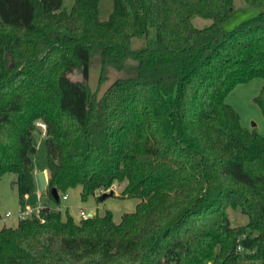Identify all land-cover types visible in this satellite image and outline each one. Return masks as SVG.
I'll return each mask as SVG.
<instances>
[{"label": "trees", "instance_id": "obj_1", "mask_svg": "<svg viewBox=\"0 0 264 264\" xmlns=\"http://www.w3.org/2000/svg\"><path fill=\"white\" fill-rule=\"evenodd\" d=\"M233 1L112 0L101 20L99 0L69 10L62 0H0V175L15 174L23 202L42 122L57 203L76 184L82 199L101 200L122 181L119 196L138 198L118 221L109 209L75 220L42 205L2 224L0 264H264V137L225 102L235 86L264 78V15L225 31ZM193 16L212 22L196 27ZM152 28L154 40L132 50ZM92 49L102 72L132 55L136 73L97 98ZM254 102L264 117V85ZM228 207L248 221L232 224Z\"/></svg>", "mask_w": 264, "mask_h": 264}, {"label": "rangeland", "instance_id": "obj_2", "mask_svg": "<svg viewBox=\"0 0 264 264\" xmlns=\"http://www.w3.org/2000/svg\"><path fill=\"white\" fill-rule=\"evenodd\" d=\"M74 0H62V8L69 10ZM112 0H99V18L105 20L108 18L112 10ZM259 14L264 15V8L250 6L245 0H234L233 8L228 19L222 24L225 31H232L237 25L243 21L255 17ZM192 22L196 27H206L211 24L210 19L193 16ZM155 38V30L152 28L145 38H132L131 49L138 51L147 45V42H152ZM139 60L132 55H127L122 60V67L116 65L105 66L102 72L100 50L92 49L89 54V70L88 84L92 91L96 92L97 98H100L105 90L117 79L126 78L134 75L137 71ZM102 75V76H101ZM100 76L101 80L100 81ZM70 77L75 80H81V74L74 71ZM264 85V78L255 77L246 83L235 86L225 97V102L230 104L239 114L240 122L243 127L249 130H255L264 137V117L258 105L254 102V98L260 92ZM174 94L167 96L169 102H173ZM43 130L36 127L32 133V142L36 147V152L33 159L36 168L43 170L46 167V149L43 143ZM16 180L13 172H4L0 175V214L6 211H11L12 215L0 221V225L7 226L15 225L18 218L14 213L26 204L29 206L47 205L51 207H62L68 205L69 212L73 216L78 215L79 206H82L89 213L103 214L106 209L111 210L115 220H119L120 215L125 211H131L138 201L136 197H122L114 194H109L102 200L96 199L95 195H89L85 199L81 198V186L76 184L64 190L68 194L66 200L60 199L59 203L51 197L48 187L40 189L34 187L30 192L26 193L23 202L20 201L17 184L11 182ZM125 181L113 184V190L121 193ZM228 215L232 224H245L248 221V216L242 213L238 208L228 207ZM89 213V214H90ZM62 216H66L64 208L61 210ZM239 264H261L259 260L244 261L239 260Z\"/></svg>", "mask_w": 264, "mask_h": 264}, {"label": "built area", "instance_id": "obj_3", "mask_svg": "<svg viewBox=\"0 0 264 264\" xmlns=\"http://www.w3.org/2000/svg\"><path fill=\"white\" fill-rule=\"evenodd\" d=\"M36 125H37L39 128H41V130L45 131L46 126H45L44 123H42V122H37ZM110 188L113 189V188H114L113 185H112ZM59 196H60V199H65L67 195H66V192H61ZM41 208H42V205L29 206L28 204H26V205L20 207V208L14 213V215H15L18 219H19V218H24V217H27V216L32 215L33 213H37V214H38V213L40 212ZM56 209L59 210V209H60V206H58ZM11 215H12V212L9 211V210L6 211L4 214H0V221H3L6 217H9V216H11ZM79 215H80L81 217H84V218L87 217V216H89V214H88L86 211H84L83 209H81V210L79 211ZM237 248H238V249H241V246L238 245Z\"/></svg>", "mask_w": 264, "mask_h": 264}, {"label": "crops", "instance_id": "obj_4", "mask_svg": "<svg viewBox=\"0 0 264 264\" xmlns=\"http://www.w3.org/2000/svg\"><path fill=\"white\" fill-rule=\"evenodd\" d=\"M40 170V169H39ZM38 169H37V171H39ZM36 171V172H37ZM43 171L45 172V175H46V177H48V172H47V169H46V167H45V169H43ZM37 186V188L38 187H40L39 186V183H38V180H37V178H36V181H35V187ZM47 187V185L43 188V189H45ZM41 189V188H40ZM120 190H122V189H120ZM111 191V194H114V195H120V192H118L117 190L115 191V190H113V189H111L110 190ZM66 198L65 199H62V200H66L67 198H68V194L66 193ZM107 197V196H106ZM102 199H104V198H102ZM101 199V200H102ZM137 203V202H136ZM135 203V204H136ZM22 207V206H21ZM50 209H56L57 207H51V206H48ZM62 208H64L65 209V211H66V213H69L70 215H72L70 212H69V207H68V205H63L62 207H60V209H59V211H61L62 210ZM81 209H83L84 211H86V209L84 208V207H82V206H79V211L81 210ZM79 211H78V215L77 216H73L72 215V217L75 219V220H78L81 216L79 215ZM87 212V211H86ZM88 213V212H87ZM90 213V212H89ZM88 213V214H89ZM92 214H94V213H90L89 215H92ZM121 216V215H120ZM63 218H65V216H62ZM113 219L115 220V218L113 217ZM120 219V218H119ZM115 221H117V220H115ZM208 264H211L210 262L208 263Z\"/></svg>", "mask_w": 264, "mask_h": 264}, {"label": "water", "instance_id": "obj_5", "mask_svg": "<svg viewBox=\"0 0 264 264\" xmlns=\"http://www.w3.org/2000/svg\"><path fill=\"white\" fill-rule=\"evenodd\" d=\"M36 178L38 180V183H39V186L41 189H43L46 185H47V177L45 175V172L43 170H39L36 172ZM14 183H16V180H13L11 182V184L13 185ZM50 192L53 196L54 199H57L58 198V191L55 187H51L50 188ZM109 194H111V191L109 192H104L102 195H101V198H105L106 196H108Z\"/></svg>", "mask_w": 264, "mask_h": 264}]
</instances>
